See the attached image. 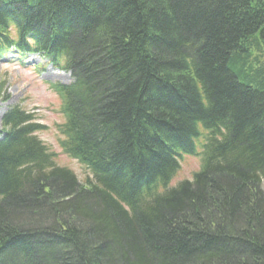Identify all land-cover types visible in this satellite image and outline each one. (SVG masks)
I'll list each match as a JSON object with an SVG mask.
<instances>
[{"label":"trees","instance_id":"obj_1","mask_svg":"<svg viewBox=\"0 0 264 264\" xmlns=\"http://www.w3.org/2000/svg\"><path fill=\"white\" fill-rule=\"evenodd\" d=\"M12 49L71 73L59 144L87 176L3 115L0 264H264V0H0Z\"/></svg>","mask_w":264,"mask_h":264},{"label":"rangeland","instance_id":"obj_2","mask_svg":"<svg viewBox=\"0 0 264 264\" xmlns=\"http://www.w3.org/2000/svg\"><path fill=\"white\" fill-rule=\"evenodd\" d=\"M73 77L69 71L53 65L38 53L20 55L12 49L0 58V136L2 117L14 105H21L36 115L38 121L47 128L39 136L57 152L59 166L75 171L81 183H85L87 172L74 157L63 153L59 146L58 126L63 121L61 99L51 89L50 83L70 84ZM201 151V148H198ZM200 155L183 154L179 161L181 168L170 183V188L185 179H192L193 173L201 169ZM163 191V188H161Z\"/></svg>","mask_w":264,"mask_h":264}]
</instances>
